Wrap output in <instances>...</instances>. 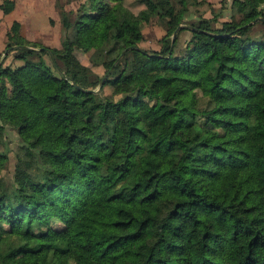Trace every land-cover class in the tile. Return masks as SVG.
Returning a JSON list of instances; mask_svg holds the SVG:
<instances>
[{"label": "trees", "instance_id": "trees-1", "mask_svg": "<svg viewBox=\"0 0 264 264\" xmlns=\"http://www.w3.org/2000/svg\"><path fill=\"white\" fill-rule=\"evenodd\" d=\"M85 1L60 50L18 22L8 33L21 65L0 66V140L12 127L23 145L14 185L0 186V264H264V0H237L241 20L190 24L191 0H136L139 15L126 0ZM155 17L167 36L148 52L141 24ZM180 26L192 29L172 38ZM76 49L96 52L112 95L87 92L105 77L82 80ZM162 149L166 170L152 161ZM60 204L63 217L44 216Z\"/></svg>", "mask_w": 264, "mask_h": 264}, {"label": "rangeland", "instance_id": "rangeland-1", "mask_svg": "<svg viewBox=\"0 0 264 264\" xmlns=\"http://www.w3.org/2000/svg\"><path fill=\"white\" fill-rule=\"evenodd\" d=\"M237 0H191L189 3V13L186 16L184 22L187 24L198 21L199 19H208L212 20L217 18L220 23L231 22L233 20H241L243 14H241L237 6L235 5ZM85 0H52L51 9L48 6L47 0H39L36 2L38 6H42V10H46L49 14H52V19L49 20L50 24L46 25L43 21L39 23L36 27L28 26L27 34L34 36H41L40 43L45 47L51 49H62L63 43L72 39L75 34L74 21L78 15H81L84 11ZM124 5L129 8L135 15L145 10V5L140 1L136 0H126ZM84 7V8H83ZM178 9H181V5L178 6ZM264 12V6H262ZM86 10V9H85ZM67 14L68 22L72 24L70 30L64 27V22L62 20V14ZM50 26V27H49ZM141 30L143 33V39L139 42V47L148 52H159L162 49V40L167 36L165 28L162 26V21L157 17L153 18L149 23H142ZM261 31V27H257V32ZM34 33V34H33ZM36 38V37H35ZM174 38V36L172 37ZM192 38V34L189 32H184L179 36V48H184V44L189 42ZM11 51L4 52L1 56L3 60L2 64L6 63V57L10 56L8 64L4 65L7 67L10 64H16V59L14 54H11ZM75 56L79 60L82 66L89 70V76L87 78H82L88 82L95 81L97 79H103L106 75V69L103 65L97 64L96 52L94 50L90 52H84L83 50H77ZM45 60L49 67L53 69V63L49 56L45 57ZM10 63V64H9ZM18 65V63H17ZM99 87L92 88L95 91L99 90ZM104 95L110 96L113 94V90L110 86H107L102 90ZM120 97L116 98L119 99ZM206 102L204 100L200 101V106L203 108ZM74 125L76 127H83L84 123L78 120L77 112L74 111ZM151 118L158 120L162 124H166L170 121L171 116L169 114H151ZM183 136L189 135L188 131H183L181 133ZM22 142L17 129L12 127L6 128V135L2 141L0 140V153H6L7 161L3 164L0 171V186L2 184H9L10 186L14 185L15 180V170L18 162V158L22 156ZM165 150H161L160 155H157L152 158V161L161 169L166 170L168 167V161L165 158ZM175 187V183L172 180H165L162 184V189ZM80 201L75 200L72 202V207L80 206ZM65 206L60 204L56 206L55 210L48 209L44 213V216H49L52 214L63 213L65 211ZM53 210V211H52ZM53 222L54 228L62 229L64 224L62 223L61 217L57 218ZM228 264H234L231 259H227Z\"/></svg>", "mask_w": 264, "mask_h": 264}, {"label": "crops", "instance_id": "crops-1", "mask_svg": "<svg viewBox=\"0 0 264 264\" xmlns=\"http://www.w3.org/2000/svg\"><path fill=\"white\" fill-rule=\"evenodd\" d=\"M4 1L5 0H0V4H2ZM12 1H15L16 3V7L12 13L5 15L4 12L0 9V20H1L0 22V56H2L4 52H6L7 44H8V33L10 32L15 22H18L21 25L20 33L23 38H25L30 43L41 44L39 42L41 39V36H34V35L27 34L28 26L30 25L31 27H36L39 25V23H41V21H43L46 25H49L50 24L49 20L52 19V14H49L46 10L43 11L41 9L42 6H38L36 4V2L39 0H12ZM47 2H48L49 8L51 9L52 0H47ZM9 59H10V56L6 58L5 60L6 63L3 65L8 64ZM3 60L0 59V65ZM20 65L21 63L16 61V64H13L12 66L17 67Z\"/></svg>", "mask_w": 264, "mask_h": 264}, {"label": "water", "instance_id": "water-1", "mask_svg": "<svg viewBox=\"0 0 264 264\" xmlns=\"http://www.w3.org/2000/svg\"><path fill=\"white\" fill-rule=\"evenodd\" d=\"M258 21H261V22L264 23V18H260V19H258ZM182 28H185V29H192V28L189 27V26H180V27L177 29V31L174 33V39L176 38L178 32H179ZM19 49H21V50H29V51H39L38 49H34V48H31V47H26V46L19 47ZM8 52H9V51H7V54H8ZM2 63H3V61H2ZM2 63H1V65H2ZM1 65H0V66H1ZM106 79H107V77H105V78L103 79L102 83L100 84L99 90H98L97 92H95V91H93V90H90V91H87V92H88V93H97V94H101V93H102V89H103V87H104V85H105ZM73 85H74L77 89L82 90V88H81L78 84L74 83Z\"/></svg>", "mask_w": 264, "mask_h": 264}]
</instances>
